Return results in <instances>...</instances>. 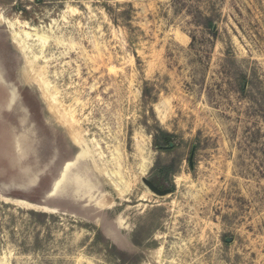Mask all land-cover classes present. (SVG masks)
Instances as JSON below:
<instances>
[{
	"label": "rangeland",
	"instance_id": "rangeland-1",
	"mask_svg": "<svg viewBox=\"0 0 264 264\" xmlns=\"http://www.w3.org/2000/svg\"><path fill=\"white\" fill-rule=\"evenodd\" d=\"M0 264H264V0H0Z\"/></svg>",
	"mask_w": 264,
	"mask_h": 264
},
{
	"label": "water",
	"instance_id": "water-1",
	"mask_svg": "<svg viewBox=\"0 0 264 264\" xmlns=\"http://www.w3.org/2000/svg\"><path fill=\"white\" fill-rule=\"evenodd\" d=\"M169 148H173V144H171L169 146ZM194 157H195V148L192 150L190 159H189V164L191 167V170L195 169V165H194ZM143 182L145 183V185L151 190L153 191L155 194H158L160 196H165L167 194L171 193V190H166V191H161L160 189H158L151 181L147 180V179H143ZM53 188V186L51 187V189ZM50 195V193H49ZM231 239H228L227 242H230Z\"/></svg>",
	"mask_w": 264,
	"mask_h": 264
},
{
	"label": "bare ground",
	"instance_id": "bare-ground-1",
	"mask_svg": "<svg viewBox=\"0 0 264 264\" xmlns=\"http://www.w3.org/2000/svg\"><path fill=\"white\" fill-rule=\"evenodd\" d=\"M42 86V85H41ZM48 94V93H47ZM45 95H46V93H45ZM14 105V104H13ZM74 139V143L75 144H78V142H77V140L75 139V138H73ZM84 157V154L83 153H79V155H77V157H76V160L74 161V162H67L65 165H64V168H63V170H62V176L59 178V179H57L56 180V183H55V187H53L52 189H58V188H60V186H61V184H62V182H63V180H64V177L66 176V178H67V175H68V173H69V171H70V169L72 168V166L73 165H75L76 163H77V161L79 160V159H82ZM75 163V164H74ZM66 178H65V181H66ZM53 186V185H52ZM55 194V192H51V195H54Z\"/></svg>",
	"mask_w": 264,
	"mask_h": 264
},
{
	"label": "trees",
	"instance_id": "trees-1",
	"mask_svg": "<svg viewBox=\"0 0 264 264\" xmlns=\"http://www.w3.org/2000/svg\"><path fill=\"white\" fill-rule=\"evenodd\" d=\"M165 140H166V141H169V138H166Z\"/></svg>",
	"mask_w": 264,
	"mask_h": 264
}]
</instances>
